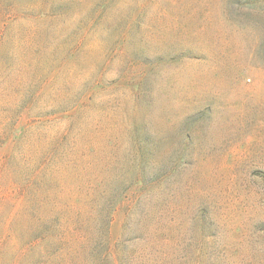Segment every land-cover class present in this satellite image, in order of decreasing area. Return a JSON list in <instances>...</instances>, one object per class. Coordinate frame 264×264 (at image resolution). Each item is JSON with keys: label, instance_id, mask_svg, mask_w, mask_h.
Returning <instances> with one entry per match:
<instances>
[{"label": "rangeland", "instance_id": "obj_1", "mask_svg": "<svg viewBox=\"0 0 264 264\" xmlns=\"http://www.w3.org/2000/svg\"><path fill=\"white\" fill-rule=\"evenodd\" d=\"M264 264V0H0V264Z\"/></svg>", "mask_w": 264, "mask_h": 264}, {"label": "trees", "instance_id": "obj_2", "mask_svg": "<svg viewBox=\"0 0 264 264\" xmlns=\"http://www.w3.org/2000/svg\"><path fill=\"white\" fill-rule=\"evenodd\" d=\"M109 247L110 246H108L107 247V249H106V251H105V262L106 263H108L109 262V264H117L115 261H112V260H114V259H112L111 261L109 260L110 258V249H109ZM141 264H157V263H150L149 261H145V262H143V263H141ZM163 264H171V262H166V263H163Z\"/></svg>", "mask_w": 264, "mask_h": 264}]
</instances>
